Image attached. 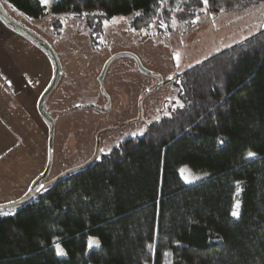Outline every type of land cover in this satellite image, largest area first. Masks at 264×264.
Here are the masks:
<instances>
[{
  "label": "trees",
  "instance_id": "16d2710c",
  "mask_svg": "<svg viewBox=\"0 0 264 264\" xmlns=\"http://www.w3.org/2000/svg\"><path fill=\"white\" fill-rule=\"evenodd\" d=\"M3 1L28 19L140 13L139 30L190 27L261 0ZM175 84L178 105L142 136L0 213V264H264V28ZM182 166L201 178L185 183Z\"/></svg>",
  "mask_w": 264,
  "mask_h": 264
},
{
  "label": "rangeland",
  "instance_id": "374dc122",
  "mask_svg": "<svg viewBox=\"0 0 264 264\" xmlns=\"http://www.w3.org/2000/svg\"><path fill=\"white\" fill-rule=\"evenodd\" d=\"M55 1L41 3L49 8ZM0 5L13 21L44 40L59 63L57 84L45 103V112L54 122L47 181L81 166L97 151L107 155L125 140L142 136L152 121L178 105L175 80L180 73L264 28V0L230 12L204 13L190 27L168 28L157 22L139 30L132 26L136 14L110 21L96 16L89 24L87 14L28 19L5 1L0 0ZM5 27L37 47L50 63L39 46ZM15 45L9 42L7 46L16 50ZM33 62L27 67L26 75L32 79L27 90L37 94V84L32 87L33 80L39 84L42 78L37 55ZM51 67L53 77L52 62ZM37 117L43 129L32 128V118L24 119L20 108L18 124L11 123L14 142L19 143L0 161V206L24 197L45 170L48 126ZM181 169H185L183 176L180 172L185 183L201 178L186 166ZM236 205L233 210L238 211Z\"/></svg>",
  "mask_w": 264,
  "mask_h": 264
},
{
  "label": "crops",
  "instance_id": "0c3cea01",
  "mask_svg": "<svg viewBox=\"0 0 264 264\" xmlns=\"http://www.w3.org/2000/svg\"><path fill=\"white\" fill-rule=\"evenodd\" d=\"M9 42L16 44V50L11 46H7ZM37 55L39 60V73L42 76L40 83L33 80L34 86L37 84L38 92L32 89L30 92V80H32L27 73L28 65L35 64L33 56ZM48 60V59H47ZM47 64L44 53L38 51L37 47L31 45L18 34L10 31L0 20V161L8 153H11L19 141L15 140V131L11 123L18 124V108L23 113L24 119L30 116L33 120L32 128L37 126L38 117L35 111L39 97L49 85L52 78L51 61ZM7 68V69H6ZM10 69L16 71L12 74ZM36 79V78H35ZM39 115V114H38ZM25 122L23 125L25 126ZM28 125V123H27ZM29 125L30 122H29ZM43 129V127H41ZM28 130V129H27ZM48 138V133H47ZM21 144V141H20ZM3 153V154H1Z\"/></svg>",
  "mask_w": 264,
  "mask_h": 264
},
{
  "label": "water",
  "instance_id": "95a60500",
  "mask_svg": "<svg viewBox=\"0 0 264 264\" xmlns=\"http://www.w3.org/2000/svg\"><path fill=\"white\" fill-rule=\"evenodd\" d=\"M0 20L4 24H6L8 27L14 29L16 32L25 36L28 40L34 42L37 46H39L43 50V52H45L49 56L52 62V65H53V69H54L52 80L49 86L47 87V89L43 92V94L39 98L38 103H37V112L39 116L47 123V126H48V160H47L45 170L43 174L39 177V179L32 185L31 189L26 193V195H24V197H22L18 201L13 202L11 204L0 206V213H4V212H9L18 207L23 206L24 204L33 200V198L37 196L41 191L53 186L58 181L69 176L70 174H73L79 170H82L83 168H86L88 165H90L95 160L96 154L92 158H90L86 163L82 164L81 166L68 170L60 174L56 178L50 181H47V178L49 176V172L51 169V165H52V158H53L54 122L45 112V103H46L48 96L51 94V92L54 90L57 84L58 77H59V63L51 47L40 37L33 34L30 30L18 24L17 22L13 21L5 13L1 5H0Z\"/></svg>",
  "mask_w": 264,
  "mask_h": 264
},
{
  "label": "snow or ice",
  "instance_id": "6c2138e0",
  "mask_svg": "<svg viewBox=\"0 0 264 264\" xmlns=\"http://www.w3.org/2000/svg\"><path fill=\"white\" fill-rule=\"evenodd\" d=\"M41 2L43 3V4H45V5H47V3H48V0H41ZM201 2L207 7V5H208V0H201ZM136 15H140V13H136ZM178 58V57H177ZM143 133H141V135H142ZM220 143H223V141H220ZM255 154L253 153V152H251V151H249L248 153H247V157H249V158H251V157H253ZM180 172H181V174H182V176H183V174H184V172H185V169H180ZM185 179H186V181H187V177H184ZM238 207H239V205H236V208L238 209ZM232 215L233 216H238L239 215V212L237 211V210H233V212H232ZM93 243H95L96 244V246H99V244H98V241H96V242H93L91 239H90V241H89V248H91L92 246H93ZM54 244H55V241H54ZM150 248L152 247L151 245L149 246ZM56 251H57V255H64L65 253L63 252V250L60 248V246L58 245V244H56ZM164 255L165 256H168V255H171L170 253H164Z\"/></svg>",
  "mask_w": 264,
  "mask_h": 264
}]
</instances>
